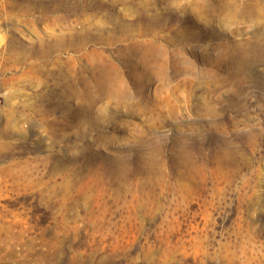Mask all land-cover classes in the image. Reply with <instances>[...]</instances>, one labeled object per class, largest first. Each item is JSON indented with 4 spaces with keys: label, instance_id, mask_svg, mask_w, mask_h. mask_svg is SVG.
I'll return each instance as SVG.
<instances>
[{
    "label": "rangeland",
    "instance_id": "374dc122",
    "mask_svg": "<svg viewBox=\"0 0 264 264\" xmlns=\"http://www.w3.org/2000/svg\"><path fill=\"white\" fill-rule=\"evenodd\" d=\"M0 0V264H264V0Z\"/></svg>",
    "mask_w": 264,
    "mask_h": 264
},
{
    "label": "bare ground",
    "instance_id": "6f19581e",
    "mask_svg": "<svg viewBox=\"0 0 264 264\" xmlns=\"http://www.w3.org/2000/svg\"><path fill=\"white\" fill-rule=\"evenodd\" d=\"M149 1H150V0H149ZM149 1H148V2H149Z\"/></svg>",
    "mask_w": 264,
    "mask_h": 264
}]
</instances>
